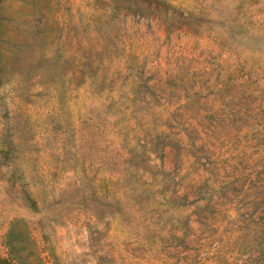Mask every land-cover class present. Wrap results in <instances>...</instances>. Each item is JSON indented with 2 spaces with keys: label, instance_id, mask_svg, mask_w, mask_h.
Here are the masks:
<instances>
[{
  "label": "rangeland",
  "instance_id": "obj_1",
  "mask_svg": "<svg viewBox=\"0 0 264 264\" xmlns=\"http://www.w3.org/2000/svg\"><path fill=\"white\" fill-rule=\"evenodd\" d=\"M0 264H264V0H0Z\"/></svg>",
  "mask_w": 264,
  "mask_h": 264
},
{
  "label": "trees",
  "instance_id": "obj_2",
  "mask_svg": "<svg viewBox=\"0 0 264 264\" xmlns=\"http://www.w3.org/2000/svg\"><path fill=\"white\" fill-rule=\"evenodd\" d=\"M10 235H11V230L9 229V230L7 231L6 236L9 237Z\"/></svg>",
  "mask_w": 264,
  "mask_h": 264
}]
</instances>
